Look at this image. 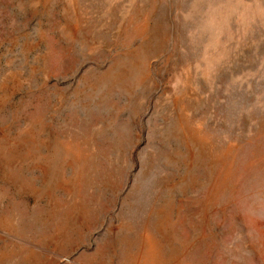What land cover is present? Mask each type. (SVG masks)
<instances>
[{"label":"rangeland","instance_id":"obj_1","mask_svg":"<svg viewBox=\"0 0 264 264\" xmlns=\"http://www.w3.org/2000/svg\"><path fill=\"white\" fill-rule=\"evenodd\" d=\"M0 264H264V0H0Z\"/></svg>","mask_w":264,"mask_h":264}]
</instances>
